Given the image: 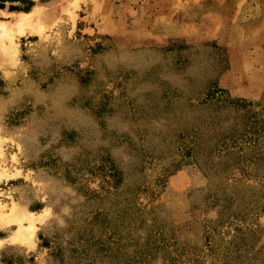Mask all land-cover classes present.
<instances>
[{"label": "rangeland", "instance_id": "rangeland-1", "mask_svg": "<svg viewBox=\"0 0 264 264\" xmlns=\"http://www.w3.org/2000/svg\"><path fill=\"white\" fill-rule=\"evenodd\" d=\"M0 5V264H264V0Z\"/></svg>", "mask_w": 264, "mask_h": 264}, {"label": "bare ground", "instance_id": "bare-ground-1", "mask_svg": "<svg viewBox=\"0 0 264 264\" xmlns=\"http://www.w3.org/2000/svg\"><path fill=\"white\" fill-rule=\"evenodd\" d=\"M35 5L30 12H23V18L18 23V29L21 31L25 28H36L39 30L41 28L40 20H42V15L44 10L42 6ZM47 13V12H46ZM44 18V16H43ZM16 25V24H15ZM38 27V28H37ZM7 27L5 26L4 22L0 21V30L2 33H7ZM31 29V30H32ZM9 35V33H7ZM174 181V180H173ZM1 209V207H0ZM44 217L43 214L39 216H34L32 212H26L21 209L19 205L16 203L12 204L10 211L8 213H2L0 210V218L1 222H9L10 220H15L18 223V227L14 229L13 233L9 237L10 241H20V242H27L32 243V238L34 234L35 228V220H41ZM26 219L28 222L27 224H22V220ZM3 243V239H0V245Z\"/></svg>", "mask_w": 264, "mask_h": 264}, {"label": "crops", "instance_id": "crops-1", "mask_svg": "<svg viewBox=\"0 0 264 264\" xmlns=\"http://www.w3.org/2000/svg\"><path fill=\"white\" fill-rule=\"evenodd\" d=\"M12 233H13V231H12ZM12 233H11V234H12ZM11 234L8 236L7 240H9V237L11 236ZM0 239H1V238H0ZM4 240H5V239H3V241H4ZM9 241H10V240H9Z\"/></svg>", "mask_w": 264, "mask_h": 264}, {"label": "trees", "instance_id": "trees-1", "mask_svg": "<svg viewBox=\"0 0 264 264\" xmlns=\"http://www.w3.org/2000/svg\"><path fill=\"white\" fill-rule=\"evenodd\" d=\"M2 5H0V7H1Z\"/></svg>", "mask_w": 264, "mask_h": 264}]
</instances>
